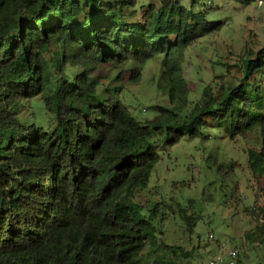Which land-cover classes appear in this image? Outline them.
Segmentation results:
<instances>
[{
    "label": "trees",
    "instance_id": "trees-1",
    "mask_svg": "<svg viewBox=\"0 0 264 264\" xmlns=\"http://www.w3.org/2000/svg\"><path fill=\"white\" fill-rule=\"evenodd\" d=\"M149 10L144 21L126 1L0 0V264H145V247L158 242V209L140 210L135 197L161 159L158 134L193 137L212 120L232 138L258 133L264 159L261 83L205 90L184 112V52L222 22L179 0ZM159 55L160 87L177 105L148 124L118 96L98 93L101 66L142 68ZM242 65L247 82L264 56ZM65 66L82 72L68 80Z\"/></svg>",
    "mask_w": 264,
    "mask_h": 264
},
{
    "label": "rangeland",
    "instance_id": "rangeland-1",
    "mask_svg": "<svg viewBox=\"0 0 264 264\" xmlns=\"http://www.w3.org/2000/svg\"><path fill=\"white\" fill-rule=\"evenodd\" d=\"M116 1L130 2L144 21L151 4L157 9L161 6V0ZM179 1L195 12L204 11L208 22H222L220 30L198 39L184 52L182 67L189 88L185 113L196 109L205 90L216 95L241 83L264 85V68L247 82L241 69L243 60L264 56V7L258 8L256 0ZM57 49L58 45L53 46L47 57ZM163 59V55L156 56L142 68L136 64L101 66L94 73L98 93L103 98L118 96L133 117L148 124L162 107L177 105L170 103L167 91L160 87L164 85ZM81 72L80 68L65 66L68 80ZM136 72L139 74L133 77ZM24 110L33 111L34 104L26 103ZM206 124L193 137L161 133L155 138L161 159L147 188L135 197L140 210L158 209V242L145 247V264H153L157 257L202 264L233 247L241 250L238 264H264L261 138L258 133L232 138L218 123L206 120ZM251 151L257 153L254 164H250Z\"/></svg>",
    "mask_w": 264,
    "mask_h": 264
},
{
    "label": "built area",
    "instance_id": "built-area-1",
    "mask_svg": "<svg viewBox=\"0 0 264 264\" xmlns=\"http://www.w3.org/2000/svg\"><path fill=\"white\" fill-rule=\"evenodd\" d=\"M258 8L264 7V0H256ZM241 256V250L237 247H233L228 250L225 254L215 255L202 264H238Z\"/></svg>",
    "mask_w": 264,
    "mask_h": 264
}]
</instances>
